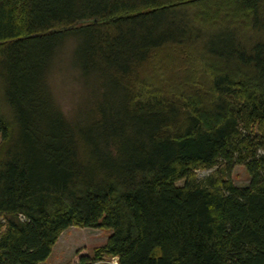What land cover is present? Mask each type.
I'll use <instances>...</instances> for the list:
<instances>
[{"label": "trees", "instance_id": "16d2710c", "mask_svg": "<svg viewBox=\"0 0 264 264\" xmlns=\"http://www.w3.org/2000/svg\"><path fill=\"white\" fill-rule=\"evenodd\" d=\"M69 38L83 122L46 77ZM169 49L173 87L143 74ZM219 161L248 184L194 179ZM69 226L109 230L75 264H264V0H0V264Z\"/></svg>", "mask_w": 264, "mask_h": 264}, {"label": "rangeland", "instance_id": "374dc122", "mask_svg": "<svg viewBox=\"0 0 264 264\" xmlns=\"http://www.w3.org/2000/svg\"><path fill=\"white\" fill-rule=\"evenodd\" d=\"M74 42L73 38L64 42L46 77L51 93L64 114L71 120L83 122L94 115V91L85 79L79 76L77 67L71 61ZM174 50L169 49L168 54L159 51L157 57L152 58L144 68L143 74L147 78H162L173 87L181 77L187 75V70L181 67L184 60L180 57V50ZM191 55L194 65H199L198 55ZM195 69L202 74L198 68ZM209 176L214 180L229 178L237 186H245L249 182V175L243 165L235 164L228 169L223 161L210 168H198L194 171V179L197 182H202ZM176 184L182 185L184 180H178ZM108 233V229L69 226L59 234L50 255L39 264H75L80 255L90 256L95 248L102 246ZM105 261L116 264L115 257L106 256Z\"/></svg>", "mask_w": 264, "mask_h": 264}]
</instances>
